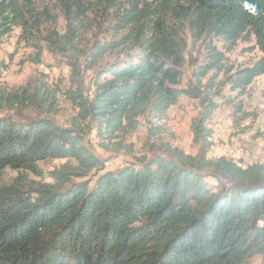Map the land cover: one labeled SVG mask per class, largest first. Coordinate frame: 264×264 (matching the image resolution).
I'll use <instances>...</instances> for the list:
<instances>
[{"label":"trees","instance_id":"obj_1","mask_svg":"<svg viewBox=\"0 0 264 264\" xmlns=\"http://www.w3.org/2000/svg\"><path fill=\"white\" fill-rule=\"evenodd\" d=\"M54 1L66 20L63 33L44 1L40 9L36 0H0V38L18 26L35 46L71 47L102 30V18L111 36L92 40L87 67L121 55L100 69L91 98L82 88L67 92L77 108L69 126L49 117V108L31 118L0 115V179L9 167L20 171L0 183V264H249L264 254V162L210 157L214 134L207 126L221 105L211 93L225 71L211 38L233 43L254 35L261 57L228 77L246 90L264 74V0ZM187 29L211 49L195 65L191 87L180 88ZM71 66L80 75V66ZM210 70L216 73L204 82ZM37 91H0V106L53 103L47 90ZM182 95L199 100L191 124L196 155L152 144L150 155L104 169L88 134L105 150L119 149L120 135L137 130L141 118L165 119ZM52 159L69 160L51 172L53 183L28 178Z\"/></svg>","mask_w":264,"mask_h":264},{"label":"rangeland","instance_id":"obj_2","mask_svg":"<svg viewBox=\"0 0 264 264\" xmlns=\"http://www.w3.org/2000/svg\"><path fill=\"white\" fill-rule=\"evenodd\" d=\"M43 1L49 5L56 18V29L63 33L66 30V20L54 0H36V6L42 7ZM151 1V0H148ZM41 9V8H40ZM85 22H89L86 19ZM102 24V30L94 28L79 42L71 47L48 46L46 42L26 41L20 37L21 28L16 26L13 31L0 38V91L7 94L17 93L26 88L28 91L47 90L51 105L42 107L36 105L15 103L0 106V115H12L15 118H31L48 108L46 114L58 124L69 126L71 119L77 114V108L67 93L70 89L82 88L85 95L91 98L94 92V80L101 68L111 64L119 55L117 52L100 59L93 68H88L87 50L92 40L102 41L110 38L105 34L110 21L102 18L97 20ZM90 27V26H89ZM187 40L185 63L181 67L182 78L180 88H189L193 84V70L196 64L207 61L210 51L203 41H194L191 32L185 30ZM211 43L224 54L225 71L219 72L216 78L215 92L211 93L215 101L221 103L207 122L214 134V145L209 153L212 158L226 156L233 158L242 165L254 162H264V74L256 77L253 82L242 91L230 83L228 77L241 68L252 65L262 55L255 44V37L245 33L233 43L225 42L219 37L211 38ZM80 66V75L72 69L71 63ZM215 70H210L203 81L206 82ZM228 101V102H227ZM199 100L182 95L178 102L170 107L165 119H140V125L134 132L120 135L119 149L105 150L98 144L94 133L87 135V142L91 152L103 161L105 170H115L128 163L134 162L136 157L150 155L151 145L169 143L185 153L196 155L198 145L193 140L191 124L199 111ZM158 126V133L152 134L151 127ZM69 162L67 159H52L39 162L41 174L26 172L28 178L38 183H53L51 172ZM71 164L75 161L71 160ZM19 170L7 168L2 173L0 183L10 184L19 176ZM74 178V181H80ZM215 184L214 181L210 180ZM249 264H264V254L255 255Z\"/></svg>","mask_w":264,"mask_h":264}]
</instances>
